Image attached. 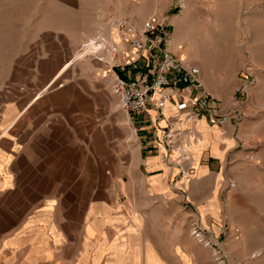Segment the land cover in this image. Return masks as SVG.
<instances>
[{"label": "crops", "instance_id": "1", "mask_svg": "<svg viewBox=\"0 0 264 264\" xmlns=\"http://www.w3.org/2000/svg\"><path fill=\"white\" fill-rule=\"evenodd\" d=\"M82 1L86 5L89 0ZM134 2L126 0L128 9L124 13L136 26L141 27L154 15L164 19L155 12L143 19L134 18ZM181 4L180 15L191 13L192 0ZM90 9L92 12L94 8ZM98 18L100 24L106 15ZM182 20L184 23L186 18ZM174 21L169 17L167 37L172 50L187 36L196 38L189 24L175 39L182 23ZM40 33L28 31L23 45L3 52L0 62V264H192L177 239L165 229L160 233L152 224L161 226L162 220L170 219L177 211L186 212L191 205L194 219L202 228L211 233L219 225L220 199L215 188L219 184L215 178L210 184L207 178L213 176L215 164L223 168L234 149L236 126L222 130L225 126H210L205 119L184 123L172 104L166 107L167 115L160 122H156L152 109L146 118L138 117L134 125L139 134V152L135 163L134 151L130 159L133 169L144 177L146 187H135L138 173L130 177L129 183L119 182V186L123 192L134 191V198L143 197L146 203L137 205L134 201V207L116 210L119 218L109 220L113 212L107 204L112 197L107 183L92 191L89 151L81 144L76 147L74 139L76 126L88 128L85 112L92 110L90 96L64 93L74 77L68 68L74 61V46L70 41L60 49L43 45L38 43ZM195 61L197 64H192L200 69L201 80L212 94L215 78L210 73L218 66L209 59ZM242 67L243 62L240 71ZM62 81V87L52 89ZM170 121L174 129L193 128L200 136L198 144L190 147L188 177L166 161L167 156L170 161L177 158L174 153L168 154L160 142ZM77 148L82 151L76 152ZM92 196L101 199L92 201ZM200 214L208 218L207 226H203ZM227 219L221 216L223 234L229 227ZM115 220L120 233L117 242L105 237L108 221Z\"/></svg>", "mask_w": 264, "mask_h": 264}, {"label": "rangeland", "instance_id": "2", "mask_svg": "<svg viewBox=\"0 0 264 264\" xmlns=\"http://www.w3.org/2000/svg\"><path fill=\"white\" fill-rule=\"evenodd\" d=\"M184 1L136 0L134 18L143 19L155 12L167 20L169 17L174 22L179 20L182 30L179 35H174L175 39L190 24L200 40L187 36L183 44L176 45L174 49L184 47L190 63L197 64L195 59H209L214 66H218L210 73L215 78V91L211 95L222 107L231 102L235 87L240 83L238 74L243 62L241 42L248 41V51L256 69V82L249 90L248 101L242 105L245 116L233 131L234 149L230 150L223 168L215 164L211 173L213 176L207 178L210 184L213 178L215 183L218 181L219 185L215 188L220 199L219 225L211 227L207 237L217 242L227 254L225 264H264V0H192V11L186 17L180 15L183 14L181 3ZM125 2L89 0L85 5L82 0H0V62L3 52L23 45L30 30L41 32L38 43L43 45L60 49L70 41L74 46L71 55L74 61L68 67L74 77H71L70 89L66 92L62 90L75 96L78 93L90 96L92 110L89 114L85 112L88 128L76 126L74 139L76 147L81 144L80 147L89 151L92 191L105 181L107 183L112 196L107 204L113 212L109 220L119 218L116 210L123 212L124 206L134 207V201L137 205L146 203L143 197L134 198V191L123 192L119 186V182L124 180L125 184L129 183L130 177L138 173L140 177L135 187H146L144 177L140 171H135V167L133 169L130 159L133 151L134 163L138 157L139 134L135 133L136 125L128 121L118 99L111 93L110 78L103 79L98 75V65L82 49L100 25L98 16L128 18L124 13L128 9ZM90 8H94L92 12ZM200 64L198 61L201 67ZM63 85V81L56 83L52 89ZM75 119L78 124V118ZM233 125L231 123L222 130L227 127L234 129ZM245 150L255 153L258 162L245 160ZM79 151L82 150L77 148L76 152ZM229 179L235 185L233 188L227 187ZM91 199L98 201L101 198L92 196ZM189 206L186 212L177 211L170 219L162 220V227L156 222L152 226L160 233L165 229L176 238L191 257L192 264H217L211 250L191 235L189 224L196 214ZM200 215L203 226H207L208 218ZM222 215L228 218L229 227L225 234L221 231ZM108 223L105 237L117 242L120 234L117 233L118 223L116 220Z\"/></svg>", "mask_w": 264, "mask_h": 264}, {"label": "built area", "instance_id": "3", "mask_svg": "<svg viewBox=\"0 0 264 264\" xmlns=\"http://www.w3.org/2000/svg\"><path fill=\"white\" fill-rule=\"evenodd\" d=\"M168 29V20L155 15L141 27L128 18L107 16L87 42L86 55L98 65L101 78H110V91L132 124L138 117L146 118L149 109L155 111L156 122H160L164 119V110L172 104L184 123L205 119L213 127L231 123L237 126L245 116L242 105L248 101L249 90L256 82L248 41L241 42L240 83L235 87L231 102L221 108L202 82L200 69L182 56L183 53L187 55L184 47L170 48ZM173 126V122L167 123L160 142L168 154L177 155L174 161L166 157L168 165L176 166L180 175L188 177L191 173L190 147L198 144L200 136L193 128L174 129ZM244 158L251 163L258 162L256 154L250 150L244 151ZM227 185L228 188L235 186L230 179ZM189 226L192 237L211 250L217 264H225L227 254L207 237L210 231L202 228L194 218Z\"/></svg>", "mask_w": 264, "mask_h": 264}, {"label": "bare ground", "instance_id": "4", "mask_svg": "<svg viewBox=\"0 0 264 264\" xmlns=\"http://www.w3.org/2000/svg\"><path fill=\"white\" fill-rule=\"evenodd\" d=\"M82 50L84 51L85 54L88 52V49H87L86 47H84ZM182 56H183L184 58L186 57L184 53L182 54ZM167 111H168V110H167V108H166V109L164 110L165 115H167Z\"/></svg>", "mask_w": 264, "mask_h": 264}]
</instances>
